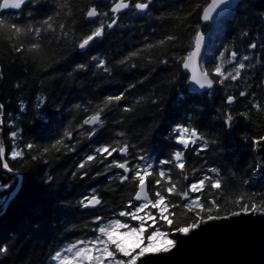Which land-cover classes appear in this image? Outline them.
I'll return each instance as SVG.
<instances>
[{
	"label": "trees",
	"instance_id": "16d2710c",
	"mask_svg": "<svg viewBox=\"0 0 264 264\" xmlns=\"http://www.w3.org/2000/svg\"><path fill=\"white\" fill-rule=\"evenodd\" d=\"M210 1L151 0L113 29L104 0H30L0 13V209L18 189L0 214V264H55L113 220L141 227L133 198L144 180L156 222L145 239L262 201L264 0H244L214 34L201 19ZM200 31L215 86L191 94L183 63ZM186 135L199 139L183 145Z\"/></svg>",
	"mask_w": 264,
	"mask_h": 264
},
{
	"label": "water",
	"instance_id": "95a60500",
	"mask_svg": "<svg viewBox=\"0 0 264 264\" xmlns=\"http://www.w3.org/2000/svg\"><path fill=\"white\" fill-rule=\"evenodd\" d=\"M244 0H211L203 9L201 16L205 26L217 23L231 15ZM29 0H3L0 13L17 10ZM131 3L119 0L112 7L115 17L127 12ZM136 9L140 15L149 11L148 4L139 3ZM98 13L94 8L88 13V19L96 18ZM117 24L115 20L110 28ZM102 32L96 34L101 37ZM90 41H88L89 43ZM207 39L203 31L198 32L194 47L183 63V71L188 75V92L202 94L209 92L215 86L210 74L202 68V58L205 53ZM256 49V44L252 50ZM100 123V116L93 117L87 124L95 127ZM2 142V147L3 141ZM255 155L261 162V172L264 175V137L255 142ZM127 156V148L121 150V157ZM3 158L5 155L3 152ZM128 162L119 165L118 169L127 175L130 173ZM5 168L9 170L5 162ZM21 182V180H20ZM10 199L0 209V214L8 207ZM137 204L149 203L151 195L147 181L138 186L133 198ZM101 200L92 197L86 207L96 209ZM173 245L167 250L147 251L138 255L132 264H264V207L258 211H242L228 216L201 219L200 222L186 231L177 230L172 233Z\"/></svg>",
	"mask_w": 264,
	"mask_h": 264
},
{
	"label": "rangeland",
	"instance_id": "374dc122",
	"mask_svg": "<svg viewBox=\"0 0 264 264\" xmlns=\"http://www.w3.org/2000/svg\"><path fill=\"white\" fill-rule=\"evenodd\" d=\"M224 21L225 20H223L222 23H224ZM219 23H221V21L208 26L210 29V34L216 33L217 27L220 26ZM205 34L207 37V44L201 63L203 70L208 71V60L212 50H210V46L208 44L210 39L209 34ZM256 159L258 161L257 172L260 174L261 162L257 156ZM262 195L261 202L253 205L251 210L245 211L261 210L264 207V192ZM189 199L190 200L187 202L191 204L196 203V198ZM137 206L139 207L135 209V214L133 217L136 221L142 223L141 227L126 230V225L124 223L113 220L101 228L100 232L102 236H100L99 240L91 243L80 242L76 245L67 247L62 253L58 255L55 264H132L133 260L142 253L147 251H160L169 249L174 243L172 238L173 232H154L147 239H145L146 229H149L150 226H153L154 223H156L154 222L155 216L147 212L146 204ZM155 206L157 209H159L160 214H165L167 212L164 198H159ZM146 222L150 224H143ZM119 254L122 255V258L118 256ZM131 255H134L135 257L130 262H128L125 258Z\"/></svg>",
	"mask_w": 264,
	"mask_h": 264
},
{
	"label": "flooded vegetation",
	"instance_id": "af4514ba",
	"mask_svg": "<svg viewBox=\"0 0 264 264\" xmlns=\"http://www.w3.org/2000/svg\"><path fill=\"white\" fill-rule=\"evenodd\" d=\"M105 2H106V4H108V8H107V11H108V13H109V15H112L113 16V13H112V7H113V5H114V3L115 2H118L119 0H104ZM127 1V0H126ZM150 3L151 2V0H146V2H144V3ZM138 4V3H137ZM132 6H131V8H130V11L128 12V14H136V15H138V13H137V10L135 9L136 7L133 5V4H131ZM131 12V13H130ZM125 14V13H124ZM104 26V25H103ZM103 26H101V30H103L104 29V27ZM190 199H189V196L187 197V199L185 200V201H189Z\"/></svg>",
	"mask_w": 264,
	"mask_h": 264
},
{
	"label": "bare ground",
	"instance_id": "6f19581e",
	"mask_svg": "<svg viewBox=\"0 0 264 264\" xmlns=\"http://www.w3.org/2000/svg\"><path fill=\"white\" fill-rule=\"evenodd\" d=\"M92 116H94V115H92ZM86 122H87V121H86ZM86 122H85V123H86ZM89 128H92V127H89ZM94 128L96 129V126H95ZM98 128H99V127H98ZM92 129H93V128H92ZM95 129H94V130H95ZM261 174H262V172H261ZM263 176H264V175H263Z\"/></svg>",
	"mask_w": 264,
	"mask_h": 264
}]
</instances>
